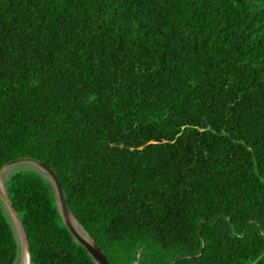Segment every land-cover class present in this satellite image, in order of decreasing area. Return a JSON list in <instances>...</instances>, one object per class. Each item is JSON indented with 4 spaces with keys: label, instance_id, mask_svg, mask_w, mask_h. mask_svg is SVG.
I'll list each match as a JSON object with an SVG mask.
<instances>
[{
    "label": "trees",
    "instance_id": "16d2710c",
    "mask_svg": "<svg viewBox=\"0 0 264 264\" xmlns=\"http://www.w3.org/2000/svg\"><path fill=\"white\" fill-rule=\"evenodd\" d=\"M24 156L110 264H264V0H0V166ZM15 168L29 264H94Z\"/></svg>",
    "mask_w": 264,
    "mask_h": 264
},
{
    "label": "water",
    "instance_id": "95a60500",
    "mask_svg": "<svg viewBox=\"0 0 264 264\" xmlns=\"http://www.w3.org/2000/svg\"><path fill=\"white\" fill-rule=\"evenodd\" d=\"M18 163H29L37 168L39 172H41L51 183L54 193V200L57 207L58 214L62 221V224L71 235V237L81 245L84 250L87 252L89 257L92 259L94 264H110L104 253L101 251L96 242L92 239V237L81 228V226L76 222L72 213L70 212L68 205L64 199L63 192L61 190V186L56 174L51 170V168L44 162L35 159L33 157H17L11 160L6 161L4 164L0 166V176L5 174V172L13 165ZM3 191V190H2ZM0 196L3 200V203L6 205V209L9 215L10 220L12 221L13 228L16 232V240L18 242V254H19V264L21 263V259L23 255H25V264H29V250L27 244V238L23 227L20 223V220L16 214L15 209L12 207L9 202L6 192L4 193L0 191ZM170 261L169 264H171Z\"/></svg>",
    "mask_w": 264,
    "mask_h": 264
},
{
    "label": "rangeland",
    "instance_id": "374dc122",
    "mask_svg": "<svg viewBox=\"0 0 264 264\" xmlns=\"http://www.w3.org/2000/svg\"><path fill=\"white\" fill-rule=\"evenodd\" d=\"M16 166V168L15 169H25V168H29V169H35L36 167L34 166L33 167V165L32 164H29V163H18V164H15ZM14 166V165H13ZM11 168V167H10ZM9 168V169H10ZM9 169L5 172V174H2V181H1V184H0V191L2 192V193H4V187H3V182H4V178L6 177V175L8 174V171H9ZM11 171H13V170H11ZM10 172V171H9ZM3 190V191H2ZM1 195V194H0ZM0 207H1V209H2V211H3V213H4V215H5V217L7 218V220H8V222H9V224H10V226H11V229L13 230V234H14V237H15V239H16V232H15V230H14V228H13V225H12V221L10 220V218H9V215H8V212H7V209H6V205L3 203V200H2V198H1V196H0ZM16 243H17V246H18V242H17V240H16ZM17 255H18V261L17 262H14L13 264H19V254L17 253Z\"/></svg>",
    "mask_w": 264,
    "mask_h": 264
},
{
    "label": "bare ground",
    "instance_id": "6f19581e",
    "mask_svg": "<svg viewBox=\"0 0 264 264\" xmlns=\"http://www.w3.org/2000/svg\"><path fill=\"white\" fill-rule=\"evenodd\" d=\"M15 166H16V165L11 166V168L9 169V171L12 170L13 168H15ZM9 171H8V173H9ZM2 177H3V176L1 175V176H0V184H1V181H2ZM20 264H25V255H23Z\"/></svg>",
    "mask_w": 264,
    "mask_h": 264
},
{
    "label": "built area",
    "instance_id": "2783aa9c",
    "mask_svg": "<svg viewBox=\"0 0 264 264\" xmlns=\"http://www.w3.org/2000/svg\"><path fill=\"white\" fill-rule=\"evenodd\" d=\"M132 264H136V262L134 261Z\"/></svg>",
    "mask_w": 264,
    "mask_h": 264
}]
</instances>
